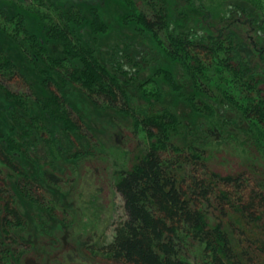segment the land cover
Returning a JSON list of instances; mask_svg holds the SVG:
<instances>
[{
    "label": "trees",
    "instance_id": "16d2710c",
    "mask_svg": "<svg viewBox=\"0 0 264 264\" xmlns=\"http://www.w3.org/2000/svg\"><path fill=\"white\" fill-rule=\"evenodd\" d=\"M77 1L0 0V94L7 104L1 106L5 116L0 118L1 225L6 230L21 225L16 195L52 219L60 211L66 213L57 209L52 188L68 189L84 177H78L75 167L69 171L74 177L64 178L56 166H42L28 156L30 141L47 137L45 130L54 140L57 137L49 126L61 123L57 136L65 132L77 145L73 157L86 155L81 147L86 141L95 158L85 173L87 179L76 188L78 206L89 214L93 194L101 188L120 199L121 214L113 204L85 246L89 255L115 264H194L192 247L198 245L201 258L196 264H264V55L245 53L234 42L236 33L214 40L205 35L208 12L202 0L181 6L176 24L169 9L171 2L181 0H118L126 6L124 20L151 33L166 55L184 67L197 92L212 99L214 90L220 89L217 94L235 103L253 131L251 141L243 140L238 146L248 152L243 151L244 166H215L216 143L179 145L171 135L173 113L164 106L132 102L133 72L118 58L104 62L95 36L107 26L96 7L84 9L75 5ZM243 9L232 4L228 13L241 20L248 16ZM32 12L42 16V28L29 25ZM188 14L193 15L195 27L187 26ZM256 15L252 26L258 41L264 42L263 7ZM23 64L39 76V94ZM72 88L92 105L129 117L135 148L128 162L127 155L112 157L100 168L99 143L66 96ZM196 105L212 118L202 99H196ZM8 175L14 176L13 182ZM5 238L0 241V264H12L10 259L22 244L13 233Z\"/></svg>",
    "mask_w": 264,
    "mask_h": 264
},
{
    "label": "rangeland",
    "instance_id": "374dc122",
    "mask_svg": "<svg viewBox=\"0 0 264 264\" xmlns=\"http://www.w3.org/2000/svg\"><path fill=\"white\" fill-rule=\"evenodd\" d=\"M15 1L19 4L22 2V0ZM193 1L196 2V0ZM251 1L252 3L246 0H202V6L208 12L206 26L203 27L202 31L213 40L229 33H236V41L234 40V42L239 44L245 53L253 55L257 52L259 55L262 53L263 56L264 42H259L255 36L252 18L257 19L255 16H257L256 13L260 7L264 9V0ZM190 3H193L192 0H181L175 4L171 2L169 9L171 22L176 24L178 17H180L179 8ZM214 4H218L219 7ZM232 4L244 8L243 10L248 16L240 17L241 20L235 19L234 15L228 13ZM75 5L84 9L92 6L97 8L102 21L107 26L103 28L101 34L95 36V42L98 41V53L101 54L104 62L118 58L124 68L133 72L132 77L135 79L129 84L132 102H138L139 105L149 104L155 108L164 106L167 111L173 113L175 122L171 135L179 145L216 143L218 149H213L216 155L213 154L212 165L226 164L230 167L245 165L241 159L244 161L245 158L243 151L247 154L248 152L246 149L240 150L238 146L243 143V140H246L245 142L251 141L253 131H250L247 124L243 122L237 108H234L235 103L224 98L222 94H217V91H221L220 89L214 90L216 96L212 99L197 92L183 69L184 67L175 58L166 55L164 49L151 33L143 30L133 21L124 20L127 10L121 1L79 0ZM7 6L8 9H12L11 5L8 4ZM221 15L226 18L223 19ZM192 16L188 14L189 23L187 26L194 25L195 20ZM28 17L30 26L32 25L36 29L43 27L44 20L41 15L32 12V16ZM84 35L87 37L88 33H84ZM133 60L137 61L134 62ZM23 67L22 70L33 82L36 92L39 94L41 92L39 76L31 66L23 64ZM8 86L11 89L19 90L13 84H8ZM66 96L82 115L90 128V132L99 143V150L97 151H101V158H97L99 161L97 163L100 168L108 165V161H111L112 157L122 159L127 155L125 160L128 162V158L131 157L135 148L134 141L131 139L132 126L129 117L114 110L92 105L78 89H69ZM196 99H202L210 108L213 113L212 118L196 105ZM5 105L7 106L6 101L0 94L1 119H4L5 116L4 108L1 106ZM61 126V123H53L49 126L54 136L57 137L54 140L49 130H45L48 136L43 139L35 136L34 142L31 140L29 143L31 148L28 156L37 160L38 164L46 163L48 167H51L49 165L56 166L55 170L68 179L73 176L69 174V171L75 167L78 168V177L81 175L84 177L83 180L73 181L72 186L68 189L56 188L54 190L52 188V195L60 207L57 209L65 210L66 213L60 211V216L52 219L38 206L32 205L26 198L16 195V203L23 221L19 227L8 230L1 225L0 221V241H5V234L9 232L13 233L14 237L22 244L15 256L11 257L12 264H115L89 256L85 246L93 240L96 231L105 219V215L109 210H112L113 204L117 205L118 213L121 214L120 199L101 188L97 190L96 194H93L92 204L94 206H92L89 214H86L78 206L76 188H79L80 182L87 179L88 174L85 173L92 166L95 158L93 159L92 154L89 155L92 150L89 152L90 148L87 147L86 141L81 145L84 151H87L86 155L83 158L79 155L72 157L78 151L75 147L77 145L71 142L72 140L65 132L62 133V137H59L62 132L60 131ZM141 137L138 134L139 140ZM211 147L214 145L211 144ZM261 155L264 160V153ZM23 160L21 159V162ZM30 170L34 172V169ZM99 173L102 174V172ZM10 181H14V176H10ZM195 246L192 247L191 252L194 264L201 258L200 247Z\"/></svg>",
    "mask_w": 264,
    "mask_h": 264
},
{
    "label": "bare ground",
    "instance_id": "6f19581e",
    "mask_svg": "<svg viewBox=\"0 0 264 264\" xmlns=\"http://www.w3.org/2000/svg\"><path fill=\"white\" fill-rule=\"evenodd\" d=\"M155 33V32H154ZM92 62V61H91ZM217 62V61H216ZM88 63V62H87ZM91 64V63H90ZM96 64V63H95ZM231 72V71H230ZM229 76V75H228ZM230 79H232V78H230ZM238 82H240V81H238ZM242 85V84H241ZM246 86V85H245ZM236 88V87H235ZM241 88V87H240ZM237 90H239V89H237ZM84 92V91H83ZM120 93V92H119ZM84 95V94H83ZM232 96V95H231ZM136 97V96H135ZM37 99V98H36ZM141 100V99H140ZM139 100V101H140ZM122 102V101H121ZM141 102V101H140ZM145 109V108H144ZM27 131V130H26ZM28 132V131H27ZM165 134V133H164ZM100 137V136H99ZM107 137V136H106ZM173 137V136H172ZM187 139V138H186ZM150 142V141H149ZM64 145V144H63ZM92 145V144H91ZM198 145V144H197ZM201 146V145H200ZM205 146V145H204ZM10 147V146H9ZM206 148V147H205ZM74 150V149H73ZM82 150V149H81ZM13 153V152H12ZM91 153H93V152H91ZM90 153V154H91ZM125 153V152H124ZM88 154V153H87ZM93 155V154H92ZM73 157V156H72ZM123 159V158H122ZM32 160V159H31ZM125 160V159H124ZM37 161V160H36ZM49 162V161H48ZM35 163V162H34ZM51 163V162H50ZM121 163V162H120ZM37 164H38V162H37ZM37 166V165H36ZM43 166V165H42ZM50 166V165H49ZM118 166V165H117ZM12 169V168H11ZM39 170V169H38ZM42 170V169H41ZM40 170V171H41ZM45 171V170H44ZM39 172V171H38ZM18 173V172H17ZM22 173V172H21ZM56 173V172H55ZM58 173V172H57ZM11 174V173H10ZM59 174V173H58ZM7 175V174H6ZM8 176H10V175H8ZM28 176V175H27ZM74 177V176H73ZM10 178V177H9ZM29 178V177H28ZM72 180V179H71ZM68 182V181H67ZM17 191H19V190H17ZM21 193H23V192H21ZM26 196V195H25ZM35 200V199H34ZM33 200V201H34ZM37 200V199H36ZM15 202V201H14ZM32 202V201H31ZM50 202V201H49ZM51 203V202H50ZM56 204V203H55ZM41 205H43V204H41ZM55 206V205H54ZM44 209V208H43ZM33 212V211H32ZM33 214V213H32ZM42 214V213H41ZM49 214V213H48ZM34 215V214H33ZM60 216V215H59ZM65 217V216H64ZM38 218V217H37ZM110 220V219H109ZM36 221V220H35ZM44 226V225H43ZM46 226V225H45ZM46 228V227H45ZM19 231V230H18ZM48 231V230H47ZM7 234V233H6ZM19 237V236H18ZM22 238V237H21ZM10 239V238H9ZM20 248V247H19ZM88 249V248H87ZM19 250V249H18ZM21 251V250H20ZM24 252V251H23ZM91 252V251H90ZM93 252V251H92ZM20 253V252H19ZM100 254V253H99ZM18 255V254H17ZM5 256V255H4ZM89 256H91V255H89ZM3 257V256H2ZM99 257V256H98ZM97 257V258H98ZM115 257V256H114ZM22 260V259H21ZM104 261V260H103ZM12 262V261H11ZM18 262V261H17ZM2 263V262H1ZM16 263V262H15ZM17 264H19V263H17Z\"/></svg>",
    "mask_w": 264,
    "mask_h": 264
}]
</instances>
